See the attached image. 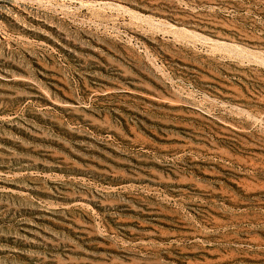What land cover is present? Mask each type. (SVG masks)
<instances>
[{"label":"rangeland","instance_id":"374dc122","mask_svg":"<svg viewBox=\"0 0 264 264\" xmlns=\"http://www.w3.org/2000/svg\"><path fill=\"white\" fill-rule=\"evenodd\" d=\"M0 264H264V0H0Z\"/></svg>","mask_w":264,"mask_h":264}]
</instances>
